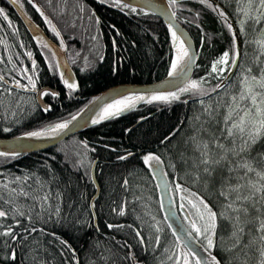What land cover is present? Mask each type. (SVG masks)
Masks as SVG:
<instances>
[{
  "label": "snow or ice",
  "instance_id": "6c2138e0",
  "mask_svg": "<svg viewBox=\"0 0 264 264\" xmlns=\"http://www.w3.org/2000/svg\"><path fill=\"white\" fill-rule=\"evenodd\" d=\"M11 2L23 9L20 0ZM30 2L51 32L56 37H61L59 29L39 5L35 4V0ZM102 2L110 3L112 7L129 14L152 13L165 18L169 44L166 54L169 64L168 76L172 77L173 81L169 82L171 90L117 92L108 102L93 97V100L100 103L89 108V115L83 123L86 124L90 120L92 124H99L111 117L120 116L123 111L134 108L142 101L164 104L182 101L186 104L188 100H192L199 105L200 111L194 117H187L191 135L185 138L184 143L190 150L179 154L178 158L184 165L182 172L177 171L171 153H167V164L165 153L150 149L135 153L146 166L148 178L155 181L154 189L160 194L157 203L160 209H164L162 221L151 214L147 202L142 197L133 196V200H138L143 205V212L148 221L137 215L139 227L106 223V228L117 232L125 227L131 229V238L135 240L136 249H133L128 238L116 240L115 236H111L101 241L93 237L86 240V243L95 259H88L87 264H221V260L213 252L220 247L217 240L224 239L223 236H217L221 220L227 221L230 227L228 238L232 241L224 251L244 249L243 257L237 255L235 259L240 261V264H248L247 250L258 242L259 246L255 249L258 253L256 264H264V150H257L258 145L264 149V0H235L236 27L219 4L212 3V0H199L200 4L217 15L229 33L230 42L227 48L208 62L203 75L195 78L192 76V69L199 68L196 64L198 52L181 23H195L201 31L202 45L204 32L198 22L199 11L189 9L193 11L194 16L193 20H189L187 16L178 15L186 7L182 0H166V3H156L154 0H141L139 3L132 0ZM79 10L84 11L82 4L79 5ZM0 16L11 26L4 7H0ZM89 18H94L96 25H99L100 18L95 16L94 9H90ZM111 27L119 32L115 25ZM12 34L17 35L18 29L13 27ZM33 38L41 44L42 50L49 48L48 42L42 43V37L39 35ZM92 40L97 41V35H93ZM0 44H5V50L8 51L5 39L0 38ZM20 47H24L23 41L20 42ZM58 47L66 48L63 38L60 39ZM249 47L252 48L251 53L248 51ZM13 55L19 57L20 54L8 55L7 64L11 65L9 72H0V110L3 111L5 119L9 116L15 118L18 113L22 118L35 111L38 102L45 95H50L53 99L60 95L50 87H38L37 61L32 58L33 53L30 50H26L25 55L32 58L31 69L24 66L22 61L18 65ZM56 56V51H50V55L44 57L45 62L50 71L59 75L68 95L71 96L79 84L72 78L70 70L64 71L69 58H65L62 63L55 59ZM98 59L103 60L104 56L99 55ZM3 60L0 56V62ZM84 63L85 67L89 66L87 57ZM80 70L84 71V68ZM21 78L26 82H21ZM211 81L215 83H210ZM39 106L45 113L52 108L51 104ZM88 107L85 105L75 115L69 114L67 119L49 121L32 130L21 132L20 137L13 138V144L8 150L0 149V157L7 161L27 151L30 145L18 142L22 138L59 137L70 126H80L81 121L76 118ZM140 119L143 120L144 117ZM15 123H20V119H15ZM182 125L183 121L181 125H177V129ZM177 129L159 139L157 147L164 146ZM3 131L7 133L11 129L5 127ZM78 144L83 149L93 151L88 148L85 140L79 141ZM133 155V152L123 150V154L116 155L115 159L125 162ZM75 156L73 167L85 168V176L95 185V176L90 167L95 161L89 160L85 152L77 151ZM42 167L43 175L37 170L29 169L22 170L20 175H0V264H48L44 259L46 250L36 238L40 235L50 237L49 243L56 241L61 246L59 251L62 256L67 250L72 264H80L76 250L68 241L57 236L56 231H49L53 225L68 227L76 232L95 231L98 236H104L99 231V224L94 221L95 200L88 202L86 209H81V205L72 200L69 194V211L65 212V194L72 187V180L62 181L46 162ZM134 172L135 169L121 178V187L125 192L130 187L128 176ZM137 187L142 189L143 185L137 184ZM193 187L205 192L208 199L193 191ZM165 197L169 202L166 209L163 202ZM80 198H85L82 190ZM209 200L213 203H209ZM127 203V198L123 197L120 205L113 207L111 211L124 216ZM73 205L75 212L71 211ZM180 210L185 211V215L177 228L170 221H174ZM8 220L11 223H7ZM165 227L172 237L168 243L162 242ZM245 235L248 236L247 243L243 239Z\"/></svg>",
  "mask_w": 264,
  "mask_h": 264
},
{
  "label": "trees",
  "instance_id": "16d2710c",
  "mask_svg": "<svg viewBox=\"0 0 264 264\" xmlns=\"http://www.w3.org/2000/svg\"><path fill=\"white\" fill-rule=\"evenodd\" d=\"M63 1L35 0L39 7L45 10V14L52 19L56 27L76 43L78 53L74 59V76L79 87L69 96L67 88L59 79V75L50 71L42 59V50H30L33 53L32 58H38V87L56 88L60 95L51 102L52 108L48 113L43 112L37 104L35 111L24 115L22 118L18 113L15 118L9 116L8 119H5L3 111L0 110V137L18 136L23 131L32 130L49 121L67 119L69 114L75 115L77 111L92 101L93 97L111 86L125 83L149 84L168 75L169 64L168 55H166L169 50L168 32L165 22L160 17L152 13L137 15L136 13L129 14L127 11L122 12L112 7L110 3L102 2V0H79L85 5L86 12H79L78 15H74V18L66 9L67 0ZM27 2L30 3V0H20L28 15L41 23L34 10L27 6ZM182 2L186 7L178 15L187 16L189 20H193V11H189V9L199 11L198 22L203 27L204 32L203 44L201 45V31L195 26V23H181L192 36L199 52L197 61L199 68L194 67L193 78H195L203 75L208 62L228 47L230 36L217 15L200 4L199 0H182ZM212 3L219 4L228 14L233 26L236 27L235 0H212ZM0 7L5 8L11 21V26H9L8 21L0 16V38L5 39L8 45V51H6V45L0 44V56L4 58L3 62H0V72H9L11 65L7 64V57L10 53H19V57L13 55V59L18 65L22 61L24 66L31 69V59L25 55L26 50L21 49L37 44L14 9L5 0H0ZM90 9H94L95 16L100 18L98 26L94 18H89ZM112 25H115V28L119 30L118 33L112 29ZM13 27L18 29V34L15 36L12 34ZM93 35H97V41L92 40ZM113 40H115V46H113ZM21 41H23L24 47H20ZM248 51L251 53L252 48L249 47ZM99 55H103L104 59L99 60ZM85 57L88 59L89 66L87 67L84 63ZM42 67L44 70L41 72ZM82 67L84 71L80 70ZM253 70L255 71V68ZM21 82L26 81L21 78ZM210 83H215V81ZM213 99L215 100V97ZM33 100L35 101L34 96ZM46 100L49 101L48 97ZM199 111V105L192 100H188L186 104L182 101L172 104L139 102L134 108L121 113L120 116L111 117L99 124H93L47 150L22 154L7 161L4 157H0V169H2L0 175L6 173L20 175L24 169L37 170L43 175L42 165L46 162L52 166L62 181L72 180V187L65 194L64 211H69L67 207L69 194L72 200L81 205V209H86L87 203L91 202L96 192V187L85 176V168L73 167L76 159L75 152H85L89 160L97 161L96 177L101 191L95 201V211L99 231L104 236H98L95 231L76 232L68 227L61 228L59 225H53L49 231H56L57 236L68 241L76 250L80 264H87L88 259H95L86 243V240H91L93 237H97L101 241L105 237L111 236H115L116 240L128 238V242L133 245L135 250L136 243L131 238V229L125 227L117 232L106 228V223H123L139 227L140 221L136 219L137 215H141L145 221H148V217L143 212V205L140 201L133 200V196L142 197L148 204V210L157 220L162 221L164 216V209H160L157 203L160 194L154 189L155 181L148 178L146 166L140 162L135 153L141 152L142 149L165 153V164L168 163L167 153H171L177 171L182 172L184 165L178 158L179 154L190 150L184 143L185 138L191 135L187 117H194ZM140 117H144V119L141 120ZM15 119H20V123H15ZM182 121V127L177 129V125H181ZM5 127L10 128L11 131L4 132L3 128ZM173 129H177L174 136L170 137L164 146L158 148V140L168 135ZM81 140L87 141L88 148L93 149V151L81 148L78 144ZM123 150L133 152L134 155L125 162L116 161V155H122ZM165 150L167 151L165 152ZM257 150L264 149L258 145ZM90 167L92 168V165ZM133 169H135L134 174L128 176L129 190L125 192L121 187V178L132 172ZM137 184H142L143 188H138ZM81 190L84 192V199L80 198ZM123 197L127 198L128 203L125 215L120 216L113 213L111 209L118 207ZM205 199H208V196ZM209 203H213V201L209 200ZM71 211H76L75 205ZM6 222L11 223L10 220ZM162 226L164 225L162 224ZM252 231L255 234L254 227ZM229 232L230 227L227 221L221 220L217 229V236H223L224 239L222 241L217 240L220 247L213 250L214 255L221 260V264H229L230 258H232L231 264H240V261L236 260L235 257L237 255L243 257L244 249L240 248L232 252L224 251L228 247L227 245L232 243L231 240L227 243ZM36 238L46 250L44 259L48 264H72L68 251L65 250L62 256L59 251L61 246L56 241L53 240L49 243L51 238L44 235ZM171 239V233L165 227L162 242L168 243ZM243 239L245 243L248 242L247 235ZM258 246L257 242L247 250L249 253L247 256L248 264H256L258 253L255 249Z\"/></svg>",
  "mask_w": 264,
  "mask_h": 264
},
{
  "label": "water",
  "instance_id": "95a60500",
  "mask_svg": "<svg viewBox=\"0 0 264 264\" xmlns=\"http://www.w3.org/2000/svg\"><path fill=\"white\" fill-rule=\"evenodd\" d=\"M5 1L14 9V11L18 15V17L20 18V20L22 21L24 26L26 27V29L29 31V33L34 34L35 31L37 30V27H34V26H37V24L34 23V21L28 16V14L23 9L21 10L20 8H18L16 6V4L11 2V0H5ZM125 2H128V0H125ZM132 2L139 3V2H141V0H132ZM154 2L166 3V0H154ZM25 14H26L27 18L25 16ZM155 15H157V14H155ZM157 17H160L165 22V18L162 15H157ZM28 18H30V20ZM181 26L184 28L185 32L187 33V36L190 38L195 50L197 51V49L195 47L196 45H195V42H194L192 36L190 35L188 30L182 24H181ZM40 31H41V29H40ZM51 45H52V43H51ZM54 51H56V53H57V59H59L63 63V61L66 58L65 50H63V51L62 50H54ZM198 58H199V54H198L197 59H196V64H197ZM68 67H69V63H68ZM194 71H195V68L192 69V76L194 74ZM170 81H173V78L167 75L165 78L160 79L157 82L149 83V84H134V83L117 84V85H114V86L107 88L102 93H99L98 95H96V97L101 98V100L103 102H108L110 99L114 98L113 94L117 93V92L126 93V91H128V90H137L138 91V90H147V89L171 90L169 87ZM50 88H52V87H50ZM52 89L57 91L54 88H52ZM98 103H100V101L92 100L90 103L86 104L89 107L85 108L84 112H82L80 114V116L76 118L77 121H81L80 126L75 127V128H72L70 126L69 129H67L59 137L22 138L18 142H22V143H26V144L30 145V147L27 149V151H25L23 154H29V153L44 151V150H47L49 148H52V147L58 145L63 140L69 138L70 136L77 134V133H80V132L84 131L85 129H87V127H90L91 125H93L90 120H88V122L86 124L83 123V120L88 117L89 108H91L93 105H96ZM40 104H48V103L44 100V97H42L40 99V101L38 102V105H40ZM14 137H20V135L13 136V137H0V149L8 150L13 144V138ZM96 164H97V161H95V164L92 165V168H91L92 172L94 173L95 181H96V184H95L96 192L93 195L91 201L93 199L96 201V199L99 197L100 191H101L100 184H99L97 177H96ZM94 221H95V223H97V217L94 218Z\"/></svg>",
  "mask_w": 264,
  "mask_h": 264
},
{
  "label": "flooded vegetation",
  "instance_id": "af4514ba",
  "mask_svg": "<svg viewBox=\"0 0 264 264\" xmlns=\"http://www.w3.org/2000/svg\"><path fill=\"white\" fill-rule=\"evenodd\" d=\"M28 4H27V6L31 9V10H34V13L39 17V19L41 20V23L40 22H37V21H35V20H33L29 15V17L34 21V23H36L37 24V30L35 31V33L34 34H31L30 33V35L32 36V37H34V36H37V35H39L40 37H42V43L44 42V41H46V42H48V45H49V48L48 49H43V50H50V51H54V50H65V53H66V58H68V50H69V46H71V45H74V48L75 49H77L78 50V47H77V45H76V43L75 42H73L72 41V38H70V37H68L67 35H65V33H63V32H61L60 30V32H61V37H56L55 36V34L54 33H52L51 32V30L49 29V27L45 24V22H44V20H43V17H41L40 16V14H39V12H37L36 11V9H35V7H33V4L32 3H29V2H27ZM37 5H39L38 3H37ZM24 9V8H23ZM44 13H45V10L41 7L40 8ZM25 11V10H24ZM26 12V11H25ZM27 13V12H26ZM28 14V13H27ZM40 29H41V31H40ZM28 33H29V31H28ZM61 38H63V40H64V43H65V45H66V48H64V49H60L59 47H58V45H59V41H60V39ZM33 40H34V42L37 44V45H35V46H32V47H25V48H23V49H21V50H42V47H41V44H38L37 42H36V40L33 38ZM50 41V42H49ZM51 43H52V45H51ZM42 50V59L45 61V59H44V57L46 56V54H44V51ZM78 53V52H77ZM76 53V54H77ZM30 59H32V58H30ZM55 59H57V56H56V58ZM75 59V58H74ZM35 60L37 61V63H38V58H36L35 57ZM46 63V62H45ZM46 65H47V63H46ZM44 69H43V67H42V69H41V72L43 71ZM70 70V72H71V74H72V78L73 79H75V70H74V60H70L69 59V67L67 66V68L66 69H64V71H69ZM61 83H62V81H61ZM63 84V83H62ZM54 89H56V88H54ZM57 90V92H59V90L58 89H56ZM60 93V92H59ZM48 97V99H49V101H47L46 100V98ZM56 99V98H55ZM55 99H53L50 95H45L44 96V100L48 103V104H51V102L52 101H54Z\"/></svg>",
  "mask_w": 264,
  "mask_h": 264
},
{
  "label": "rangeland",
  "instance_id": "374dc122",
  "mask_svg": "<svg viewBox=\"0 0 264 264\" xmlns=\"http://www.w3.org/2000/svg\"><path fill=\"white\" fill-rule=\"evenodd\" d=\"M63 2H65V0L63 1ZM31 3V2H30ZM35 4H37L36 2H35ZM83 5L84 6V11H83V13L84 12H86V7H85V5L83 4V3H81L79 0H67V5H66V9H68L69 10V13L71 14V15H73V17L75 18V16L74 15H78V13L79 12H81L80 10H79V5ZM45 14V13H44ZM69 14V15H70ZM51 21H52V19L47 15V14H45ZM86 22H88V20H85ZM46 24V23H45ZM47 25V24H46ZM48 26V25H47ZM44 51V54H46V55H50V50H43ZM76 53H77V49H75L74 48V45H71V46H69V50H68V58L70 59V60H74V58H75V56H76ZM125 111H123L122 113H124ZM167 170V169H166ZM192 190L193 191H196V192H198L200 195H203L205 198H207V195H206V193L205 192H203L201 189H199V188H195V187H193L192 188ZM164 204H165V209L168 207V199H167V197H165L164 198ZM174 207H176V205H174ZM185 215V211H183V210H180V211H178V213H177V215L175 216V218H174V221H171L172 223H173V225L175 226V227H179L180 225H181V222H182V218H183V216ZM227 240V239H226ZM229 241H230V239H228L227 240V243H229ZM229 245V244H228ZM227 245V246H228Z\"/></svg>",
  "mask_w": 264,
  "mask_h": 264
},
{
  "label": "bare ground",
  "instance_id": "6f19581e",
  "mask_svg": "<svg viewBox=\"0 0 264 264\" xmlns=\"http://www.w3.org/2000/svg\"><path fill=\"white\" fill-rule=\"evenodd\" d=\"M131 109V108H130ZM46 138V137H45Z\"/></svg>",
  "mask_w": 264,
  "mask_h": 264
}]
</instances>
